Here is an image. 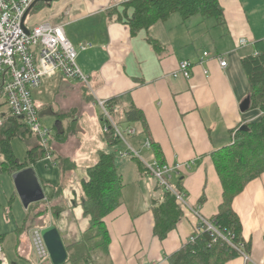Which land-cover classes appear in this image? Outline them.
I'll list each match as a JSON object with an SVG mask.
<instances>
[{
	"label": "crops",
	"instance_id": "0c3cea01",
	"mask_svg": "<svg viewBox=\"0 0 264 264\" xmlns=\"http://www.w3.org/2000/svg\"><path fill=\"white\" fill-rule=\"evenodd\" d=\"M220 3L224 9L223 23L202 16L184 22L176 13L136 36L131 35L125 21L108 14L109 9L121 5V0H56L39 10L38 4L33 7L27 15L28 24L51 21L65 25L69 39L78 49V65L89 76V84L52 76L34 91L41 119L49 120L46 126L52 131V154L30 167L44 189V201L58 205L62 211L56 219L48 212L28 221L29 207L23 205V212L13 220L12 200L19 195L13 175L5 173L9 181L5 190L0 188V264H53L50 256H38L34 230L55 225L69 246L88 229L90 218L80 204L87 169L96 163L100 151L111 149L104 138L98 100L119 97L121 111L134 105L144 113L149 137L140 133L139 122L129 123L124 118L116 122L136 129L131 139L139 146L152 139L168 166L180 164L172 180L184 188L188 202L176 228L160 240L154 231L153 206L162 191L150 173L140 170L133 156L118 155L117 169L124 187L120 205L106 217L111 233L107 264H171L169 256L198 227L199 220L192 210L200 205L201 214L208 220L213 218L222 201L223 188L211 154L233 142L237 127L263 115L259 109L244 112L240 108L250 91L242 58L256 53V42L264 40V32L258 26L264 0ZM119 9L122 11L121 6ZM149 37L161 49H155ZM242 39L247 43L241 45ZM82 44L88 47L82 49ZM205 51L209 56L201 63ZM217 56L227 61L226 67L221 66ZM184 60L193 62L191 77H174L173 72ZM83 88L94 98L93 106L85 104ZM11 146L17 159L24 161L29 149L37 147L38 142L30 133L12 139ZM115 148L123 150L119 144ZM148 150L154 160V153ZM65 160L75 165L73 170L64 164ZM5 174L0 173V177ZM61 187L60 194L55 196ZM202 196L206 200L199 204ZM233 208L251 250L248 260L241 255L228 264H264V173L235 198ZM41 220L45 225L36 223ZM95 260L101 264V254Z\"/></svg>",
	"mask_w": 264,
	"mask_h": 264
},
{
	"label": "trees",
	"instance_id": "16d2710c",
	"mask_svg": "<svg viewBox=\"0 0 264 264\" xmlns=\"http://www.w3.org/2000/svg\"><path fill=\"white\" fill-rule=\"evenodd\" d=\"M37 4L36 9L39 10L49 3L39 1ZM119 6L109 9L108 14L111 17L117 16L119 21H125L132 36L159 22L167 21L176 13L184 22L195 16L214 18L218 23L224 22V9L220 0H121ZM129 9H132V14H129ZM148 40L155 49H161L155 39L149 37ZM255 46L257 52L244 56L242 64L250 84V109H259L263 111V115L259 120L246 124L245 129L237 127L234 130L233 142L211 154L223 188V197L217 213L210 221L223 236L208 230L207 225L200 222V230L194 234L193 240L189 239L169 256L171 264H228L242 255L239 250L241 245L244 246V251L250 254L251 244L243 238V225L233 208V202L252 180L264 173V40L256 42ZM3 82L4 78L0 75V99L4 96ZM2 105L3 103H0V106ZM105 105L116 121L122 122L124 118L129 123L139 122L142 127L140 133L149 137L145 115L136 106L132 105L121 111L119 97L105 100ZM100 119L105 126L107 119L102 114ZM30 133L37 139L38 146L29 149L25 160L21 161L17 159L11 141L15 137ZM104 138L111 149L100 151L96 163L87 169L88 179L83 183L84 194L80 204L84 214L90 218V224L78 242L67 246V261L72 264H96L97 254H101V264H107L110 258L111 233L106 217L120 205L124 182L117 169L118 153L115 147L120 142L114 137L112 129L104 132ZM149 140L155 160L164 165L166 162L161 149L152 139ZM48 151H51L50 144L45 148L39 136L30 130L21 117L10 114L5 123L0 124V173L13 175L35 164ZM132 156L140 170L149 173L144 162L137 156ZM64 164L72 170L75 166L73 163L69 165L67 160ZM157 187L162 191V196L154 201V231L160 240H164L176 228L183 216V210L173 192H169L158 182ZM177 187L184 190L181 185ZM61 190L62 187L57 189L55 196H58ZM205 200V196H202L199 204H203ZM28 210L27 220L31 221L48 212L56 219L62 208L58 205L52 206L43 199L30 204Z\"/></svg>",
	"mask_w": 264,
	"mask_h": 264
},
{
	"label": "built area",
	"instance_id": "2783aa9c",
	"mask_svg": "<svg viewBox=\"0 0 264 264\" xmlns=\"http://www.w3.org/2000/svg\"><path fill=\"white\" fill-rule=\"evenodd\" d=\"M37 0H0V75L3 76L4 96L3 99L8 104L10 114L19 116L28 125L30 130L39 136L45 148H48L52 131L42 122L38 104L34 91L41 87L47 78L60 76L70 80H79L88 85L89 76L78 65V49L69 39L65 25L43 21L37 24H28L25 18L33 4ZM241 45L247 43L242 39ZM88 45L82 44L80 48L86 49ZM209 52L205 51L200 58L204 62ZM222 67L227 66V61L221 56H217ZM192 60H184L179 63L174 77L190 78L192 75ZM208 73V70H205ZM101 114L107 119L104 132L113 130L114 137L123 142L125 148L118 150L117 153L122 157L137 156L142 160L140 154L130 144L128 140L136 135V129L131 126L122 127L116 122L114 117L105 105V101L98 100ZM144 146L151 149L150 140L147 139ZM51 157V151L46 153ZM144 162V160H142ZM149 173L156 179L162 187L176 195L181 208L188 206L187 193L180 190L177 185L172 183L174 172L181 166H168L167 163L160 165L157 160L144 162ZM200 222L207 225V229L223 236L222 233L206 219L198 208L192 210ZM195 230L190 239L193 240L194 234L199 232L200 227ZM228 242L231 243L229 239ZM33 242L36 252L40 258L49 257V252L42 236V229L33 233ZM239 250L246 260L249 255L244 251V246ZM3 247L0 245V254ZM150 264H160L151 262Z\"/></svg>",
	"mask_w": 264,
	"mask_h": 264
},
{
	"label": "water",
	"instance_id": "95a60500",
	"mask_svg": "<svg viewBox=\"0 0 264 264\" xmlns=\"http://www.w3.org/2000/svg\"><path fill=\"white\" fill-rule=\"evenodd\" d=\"M39 1L52 3L56 0H37L26 14L25 18ZM250 106L251 98L248 96L243 101L240 109L245 112L250 109ZM245 128L246 125L241 126V129ZM13 179L17 193L25 207H29L30 204L45 199L44 189L33 167H27L16 172L13 174ZM42 236L47 246L52 263L64 264L68 259V250L64 240H62L63 238L57 226L51 225L43 228Z\"/></svg>",
	"mask_w": 264,
	"mask_h": 264
},
{
	"label": "rangeland",
	"instance_id": "374dc122",
	"mask_svg": "<svg viewBox=\"0 0 264 264\" xmlns=\"http://www.w3.org/2000/svg\"><path fill=\"white\" fill-rule=\"evenodd\" d=\"M257 16H258V14H257ZM258 19H259L258 26L264 32V11L263 12H259ZM81 95L84 96V98H85L84 99L85 100L84 102H85L86 105H91V104H92V106L94 105V99L90 95H88V91H87L86 88H83V91L81 90ZM0 103L1 104L4 103L2 106H0V124H4L5 121H6V118H8V116L10 115V109H9L8 104L5 102V100L3 98L0 99ZM62 117H65V116H62ZM42 122H43V124L45 126L46 125H49V120H47L45 118H43ZM138 137H140V135H138ZM128 141H130L131 145L136 149V151H138V153L140 154V157L142 158V160H144V162L145 161L146 162H151L152 161L151 160V156H150V150H148L144 146V143L142 144V146H139L131 138ZM119 147L122 148V149H124L125 148L124 143L123 142H120L119 143ZM118 162H120V160H117V163ZM7 176L8 175L5 174V177H3V176L0 177V188L2 190L3 189L5 190L6 187H7L6 186L7 180L9 181V179L7 178ZM172 183L174 184V181L173 180H172ZM4 205H5V207L8 206V202H5ZM12 206H13V210L10 212V214H11L12 219L14 220V216L19 217L20 215L18 213L23 212L24 206H23V203H22V201H21V199L19 197H16V199L12 200ZM36 223L45 225V223L42 222V220L39 221V222H36ZM36 230H40V229H36ZM36 230H34V231H36Z\"/></svg>",
	"mask_w": 264,
	"mask_h": 264
}]
</instances>
